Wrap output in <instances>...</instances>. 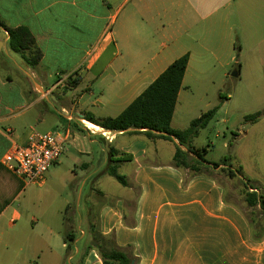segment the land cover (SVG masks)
Masks as SVG:
<instances>
[{
    "label": "crops",
    "instance_id": "obj_1",
    "mask_svg": "<svg viewBox=\"0 0 264 264\" xmlns=\"http://www.w3.org/2000/svg\"><path fill=\"white\" fill-rule=\"evenodd\" d=\"M0 21L28 29L42 53L32 69L10 49L9 33L0 27V206L10 200L0 213V264H103L88 248L92 225L114 235L119 247L130 246L132 264H264V236L254 240L248 218L226 202L217 179L173 165L177 140H151L133 128L105 131L85 119L120 116L189 55L172 120L177 129L190 71L212 62L235 64L241 75L235 40L249 44L248 52L259 49L254 68L264 72V0H0ZM74 124L86 134L74 131ZM33 132L59 133L66 151L51 168L68 169L81 196L90 186L85 207L70 209L68 203L78 222L74 241L58 244L52 223L23 207L27 186L4 164ZM162 141L174 145L166 162L156 159L160 146L150 149L149 142ZM111 164L125 171L128 186L107 204L102 180ZM55 172L49 170L46 184ZM255 182L264 194V183ZM95 190L101 199L92 198Z\"/></svg>",
    "mask_w": 264,
    "mask_h": 264
},
{
    "label": "rangeland",
    "instance_id": "obj_2",
    "mask_svg": "<svg viewBox=\"0 0 264 264\" xmlns=\"http://www.w3.org/2000/svg\"><path fill=\"white\" fill-rule=\"evenodd\" d=\"M215 41L219 44L217 39ZM242 43L243 40H235L234 58L243 63L240 76H232L235 64L225 68L218 63L212 66V62L203 66V72H189L186 83L190 88L186 100L182 99L178 107L174 126L186 130L192 120L219 107L214 119L194 138L192 145L198 149H206L205 158L210 162H222L226 158L234 170L244 167L245 172H239V176L242 178L244 174L243 177L249 184L256 187V180L264 183V72L258 67L254 68L258 64L259 49L248 52L249 44L242 47ZM255 115L257 117L249 119ZM149 143L151 151L157 146L163 149L162 155L156 158L159 162H166L174 151V145L169 142ZM50 171L53 174L55 169L51 168ZM119 173L124 175L125 171L120 170ZM210 173L224 187L226 196L246 217H257L264 223V215L259 209L249 208L245 202L244 188L238 179L240 177H234L223 166ZM77 182L78 180H73L68 169H61L55 172V177L46 186H27L21 197V204L34 218L46 225L52 223L59 234L56 239L58 244L64 241L69 232L78 229V222L67 212L68 203L70 209L78 207L79 203L83 208L90 193V186L86 187L82 196L77 193ZM102 191L105 194L102 195V203L107 204L126 193V189L111 176L102 180ZM94 192L92 198L101 199L96 190ZM65 219H69L72 224H67ZM20 227L18 224L17 228Z\"/></svg>",
    "mask_w": 264,
    "mask_h": 264
},
{
    "label": "trees",
    "instance_id": "obj_3",
    "mask_svg": "<svg viewBox=\"0 0 264 264\" xmlns=\"http://www.w3.org/2000/svg\"><path fill=\"white\" fill-rule=\"evenodd\" d=\"M0 27L9 33L10 49L14 53L20 54L29 67L37 70L42 53L30 31L26 28H9L1 21ZM188 63L189 55H184L177 59L120 116L116 118H97L91 115L86 116L85 119L105 131L123 132L133 128L151 140H177L179 144L173 157V165L176 168L188 169L193 176L205 175L213 177L210 171L214 172L217 168L223 166V169L230 171L234 177H240L239 172L243 173L242 167H240V170H234L227 163L228 159L226 158L222 162H210L205 158L206 149H198L192 145L194 138L198 137L200 131L207 128L214 119L219 107L213 108L199 118L192 120L186 130L172 127L178 95ZM255 117L257 115L250 116L249 119ZM73 129L83 135L86 134L87 130L80 124H74ZM113 153L114 151L111 150L109 155L113 156ZM107 172L121 185L128 186L126 178L119 174L117 164L109 165ZM238 179L244 188L245 202L248 207L258 208L259 212L264 215V194L258 193L256 188L251 186L245 177L242 176V178ZM22 187L21 185L20 188ZM9 201L0 206V213ZM226 202L229 203L228 196H226ZM247 218L252 227L254 240H260L264 236V223H261L257 217ZM92 227L94 230H92V240L88 248L98 251L103 264H132L136 261V258L131 253L130 246L121 248L117 245L114 235L105 236L97 232L93 225ZM75 239L76 234L72 231L65 236L66 243ZM69 248L70 245H68Z\"/></svg>",
    "mask_w": 264,
    "mask_h": 264
},
{
    "label": "built area",
    "instance_id": "obj_4",
    "mask_svg": "<svg viewBox=\"0 0 264 264\" xmlns=\"http://www.w3.org/2000/svg\"><path fill=\"white\" fill-rule=\"evenodd\" d=\"M65 151L66 140L59 133L33 132L27 145L13 147L4 158V164L26 186L41 187L46 184L50 168Z\"/></svg>",
    "mask_w": 264,
    "mask_h": 264
},
{
    "label": "water",
    "instance_id": "obj_5",
    "mask_svg": "<svg viewBox=\"0 0 264 264\" xmlns=\"http://www.w3.org/2000/svg\"><path fill=\"white\" fill-rule=\"evenodd\" d=\"M232 76H233V77H238V70H235V71L232 73Z\"/></svg>",
    "mask_w": 264,
    "mask_h": 264
},
{
    "label": "bare ground",
    "instance_id": "obj_6",
    "mask_svg": "<svg viewBox=\"0 0 264 264\" xmlns=\"http://www.w3.org/2000/svg\"><path fill=\"white\" fill-rule=\"evenodd\" d=\"M95 128V127H94Z\"/></svg>",
    "mask_w": 264,
    "mask_h": 264
}]
</instances>
